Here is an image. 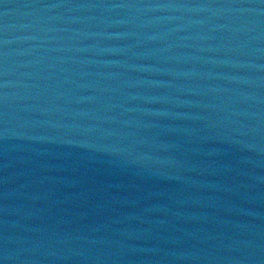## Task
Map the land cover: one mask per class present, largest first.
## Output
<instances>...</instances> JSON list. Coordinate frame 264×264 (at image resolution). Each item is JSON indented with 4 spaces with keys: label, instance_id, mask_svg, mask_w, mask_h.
I'll return each instance as SVG.
<instances>
[{
    "label": "water",
    "instance_id": "water-1",
    "mask_svg": "<svg viewBox=\"0 0 264 264\" xmlns=\"http://www.w3.org/2000/svg\"><path fill=\"white\" fill-rule=\"evenodd\" d=\"M0 264H264V0H0Z\"/></svg>",
    "mask_w": 264,
    "mask_h": 264
}]
</instances>
